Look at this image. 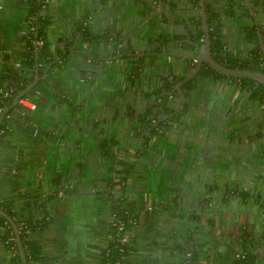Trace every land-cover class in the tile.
<instances>
[{
	"label": "crops",
	"instance_id": "obj_1",
	"mask_svg": "<svg viewBox=\"0 0 264 264\" xmlns=\"http://www.w3.org/2000/svg\"><path fill=\"white\" fill-rule=\"evenodd\" d=\"M61 2L63 5H60ZM64 2L66 3V0H52L51 11L59 13V16L68 13L70 8ZM2 4L0 41L4 48L9 50V58L18 62L30 54V49L25 47L26 35L22 30L28 1L2 0ZM79 7L85 9L84 5ZM231 29L233 30V27ZM61 37L62 33L53 32L52 39L57 42L53 46H59L58 40H62ZM234 37L236 38L237 34ZM7 65L4 66L7 68L9 66ZM40 72H43V68ZM41 82L40 93L35 91L33 99L37 103V108L24 107L26 112L21 113L12 110L2 121L9 127V133L0 135V196L3 203L13 208L12 217L17 224L23 221L40 222L43 218L48 220L46 224L38 225L30 232L31 238L42 244L45 255L43 263L101 264L104 258L103 249L112 239L115 201L117 195L122 193L124 204L136 209L140 214L138 224L133 227V250L129 255L128 264H184L189 254V245L184 239L189 233L181 224L194 228L192 226L197 222L180 223L178 217L186 216L188 212L186 205L193 206L192 209L199 214L203 211L201 220L208 218L209 213L207 215L204 213L206 206L201 211L195 207V200L204 204V200L200 199L196 191L195 197L193 194L185 197L187 202L181 201L182 195L177 197L180 194L177 189L185 182L181 173L178 176L180 185L177 188L175 184V188L172 186L173 181L172 184L169 183L167 174L171 169L165 166L162 169L163 174H157L155 178L145 171L136 174L139 177L137 178L141 179L139 181L141 185L128 187L127 190L118 184L114 186L112 183L102 182L101 185L99 183L95 186L89 185L85 188L89 190L88 192L80 187L76 179L77 173L70 177V170H67L65 181L51 187L50 178L72 160L68 152L62 148L61 142L59 143L60 137L51 139L53 129L66 127L71 113L78 109L72 103L79 100V92L78 89L68 90L66 83H61L53 90L44 79ZM80 85L85 84L80 82ZM7 88L5 86V89ZM94 94L92 93V96ZM83 97L84 95L80 96V99ZM12 101L7 103L10 105ZM71 121L78 126L74 120ZM71 128L74 129L73 126ZM76 128H80L81 135L84 134L80 126ZM189 128L192 129H189L192 134L199 136L196 142L201 146L196 152L198 162H191L193 167L198 164L199 169L194 168L192 169L194 173L191 172L192 177L194 175L200 182L198 187L207 191L218 179L222 182L217 201H212L214 203L212 207L216 204L219 208L220 219L225 226L222 230L237 228L246 220L259 232L264 233L263 201L251 196L248 197L250 203L241 199L236 203L222 200L231 183L252 193H264L262 152L249 145L248 153L243 157L238 154L236 160L234 158L236 154L230 152L229 144L210 141L204 136L203 132L207 128L201 127L196 121L192 122ZM208 130L210 131L209 128ZM235 150L242 153L240 146ZM185 160V165L189 164L190 158L186 157ZM70 164L72 167V163ZM239 177L242 179L238 184L236 179ZM61 189L66 193L65 197L69 196L68 202L62 205L60 201L65 197H61L63 194ZM179 203L183 206L181 207ZM151 204L155 205V208H149ZM4 225L5 222L0 218V264H12L13 251L2 237ZM228 242L226 235L213 237L206 229L196 228L193 232V243L201 254V260L195 264H232L235 253Z\"/></svg>",
	"mask_w": 264,
	"mask_h": 264
},
{
	"label": "flooded vegetation",
	"instance_id": "obj_2",
	"mask_svg": "<svg viewBox=\"0 0 264 264\" xmlns=\"http://www.w3.org/2000/svg\"><path fill=\"white\" fill-rule=\"evenodd\" d=\"M27 1L28 8L30 3L29 0ZM36 1L38 4H41V7L39 8L40 11H42L41 8L43 7V9L52 12L50 8L52 0ZM197 1L198 3H196V0H158L156 8H154L146 0V8L144 10L141 11L140 8L136 9L134 7L137 15L131 12L130 16L131 18H137L136 24H152L147 30L149 33L148 35H151L152 39L148 42L149 37H147V41L144 42V38L135 48L131 47L130 40L135 39L140 31L136 30L135 25H132L133 27L131 29H126L123 32L122 30L118 31V28H116L118 26L108 25V19H106L107 16L105 14L106 12L108 14H112L113 10H107L105 3H101V7H98L97 4H99V1H97V3L93 6V12H89V8L88 12L83 15L84 20L80 18L81 21L71 23L70 27L68 26V32H65L66 34L61 37L62 40H58V48L60 47V49H64L65 46H72L74 49L82 47V42L80 41L83 36L82 31L89 28V30L91 29V31H95L101 35L100 38L102 39L99 40V45L104 44L107 48V58H104L100 52L96 51L97 49H95L94 45L90 47L91 45L89 44L91 53H95L93 56L90 54L87 55L88 59L93 62L98 60L99 66L107 63L105 66H102L106 69V73L101 74V79H99L100 82L94 80L95 84L92 87H87L88 82L85 80L83 81L85 85H78L75 87L68 85L67 89L70 91L78 89V92L80 93H78L79 100L75 103L72 100V105H74L75 108H78L77 111L75 110V113L79 112L81 114L82 111H84V115L89 114L87 119L83 122L82 129L84 133H90L91 125L94 124L96 128L99 123H102V120L106 119L107 114L109 116H113L114 118L116 117L117 120H121V123H123L120 134L121 137L115 138V142H108L107 138L109 137L107 131H104L103 135H99V133L94 129L96 135L92 138L95 141L98 137L100 139V146L95 144V150H92L91 152L96 160L93 165L97 166L98 160L104 161L105 157L111 156V169H114V173H116V178L111 180V183L114 186L118 184L122 186L124 190H127L128 187L141 185V182H139L141 179H138L139 177L136 176V174H140L141 171L136 172L130 170L129 173L126 174L128 171V165H124L127 164L126 158L133 152L139 153L141 150L142 152L144 151V153L150 155V152L146 149L143 150V147L145 146L146 141L149 142L152 139H154V148L158 146V152L161 153L163 147L161 143H157V141L163 139L164 134H161L160 132L162 131V127L166 121L175 125L180 117H185L189 113L191 122L196 121V123L201 127L208 129L212 126V121L217 114L214 110L216 107L214 106L218 104V115L221 119H223V121L226 120V123H231L228 118H230L232 113L235 111L238 112L241 116L240 118L244 119V121L253 120L256 126L261 123V120L257 116V111L264 107V102H262L263 104L260 106L257 102L248 98V94L244 89V80L242 78H233L228 74H226L228 76L214 74V71L211 69L212 67H215L206 59H204L203 62L201 61V58L198 55V49L192 46L183 47V44L187 43L188 39H194L193 33H197L195 28L199 17L201 19L199 20L201 28L204 30L202 6L200 5V0ZM207 1L210 0H206V3ZM213 1L216 2V5H218L217 9L221 11L219 15L220 18H218V20L222 22L221 30L224 33L223 40L225 44L223 51L233 50L239 56H242V58H239L238 60V65L230 68H246L239 65L242 63L243 58H246L247 61L250 59L251 55L249 54V51L252 43L249 40V30L246 29L245 26V22H250L252 23V26L258 29L260 34V47H262L263 58L259 64H255L257 68L249 66L246 69L257 72L263 71L264 9H261V5L258 3L260 1L264 3V0H239L240 2L238 4L239 7L237 9V13L233 15H227V5L224 0ZM136 2L137 0H134L135 5ZM128 3H130V1H128ZM2 7L3 4L1 2L0 8ZM102 12L105 14H101ZM29 15L30 9L27 10L24 17V26L22 27V30L26 35L25 41H27V32L35 28V25H31L29 22ZM208 15L207 22L210 30ZM145 16L147 19L143 20V17ZM96 18L103 19L101 29L94 26L98 25L95 24L97 21ZM194 19L195 21H193ZM112 21L113 19H111L109 24H111ZM39 25H37V27H39ZM232 27L233 30L231 29ZM204 31L205 37H203L199 42V45L203 50L206 48L207 40V32L206 30ZM107 33L111 35L107 36ZM236 34L237 37L235 38L234 36H236ZM162 35L164 37L169 36L170 39L163 43L161 41ZM158 37L160 38L159 42L157 41ZM48 40L49 38L44 34L40 36L39 33H37V36L32 41V44L30 45L29 43L30 54H32L33 57H35L36 52L34 42L37 41L38 43V55L39 58H41V62L44 63L41 64L40 71L41 68H43V70L45 69L46 63L48 64L53 61V58L45 57L47 54L45 46ZM85 47L89 49L88 46ZM209 47L210 54L220 61L215 54H213L211 46ZM160 52L164 53L162 56H158L161 60L159 73H157L158 77L154 80L148 70L145 72L153 79V83L149 85L148 82H145L147 78L144 80L142 77L145 73L140 72V70L145 67L144 60L150 57L155 58L156 56L154 55H157ZM180 63L185 64L187 68L180 70L178 68ZM22 64L21 60L18 61V68H21ZM222 65L224 64L222 63ZM196 69H198V71L189 75ZM6 92H8V94H6ZM92 93H95L94 96H92ZM10 95H13L10 89L4 90V96ZM82 95H84V97L80 99V96ZM28 98L31 102H34L31 97ZM69 101L71 102V99ZM19 103L20 107L32 108L30 106H24L20 100ZM90 107H99L100 109L94 111L89 109ZM0 108L1 111L4 106L0 105ZM80 108H83V110ZM105 108H113V110L108 111ZM137 110L143 112L140 113L138 117L134 118L133 114H135ZM72 115L73 113H71V116ZM238 128L241 129L242 125H239ZM243 129L245 130V127H243ZM245 135L238 137L236 143L242 141L244 138H248L246 137L247 135ZM251 138L247 140L250 141ZM142 142H145V144H142ZM262 142L263 140L260 143ZM113 143L116 146L114 149H110L109 147ZM230 146L231 144L229 145V148ZM232 146L235 149L240 146V144H233ZM191 147L192 144L189 145V149H191ZM255 147L256 151L260 152L261 146L258 147L255 145ZM86 153H89V151L86 150ZM166 153L170 156L161 158L158 163L161 165L162 163L164 164L163 161L169 160L172 167L175 168L174 162L179 159L178 154L176 155V153H173L170 148L166 150ZM117 156L119 157V161L117 162L118 166L115 170L113 164L116 162L115 159ZM139 157L143 158L142 155ZM146 160H148V158H146L145 161ZM85 161L87 162L88 158L85 159ZM133 166L134 165L131 167ZM142 166L144 167V162H142ZM94 173L95 176H92L94 183L92 185L95 186L97 183L101 185L103 181L101 176H104V174H98V172ZM110 174H113V172ZM108 183L110 182L108 181ZM169 183L172 184L173 187L175 184L176 187L173 176L169 178ZM121 196H123L122 193L117 195V197ZM222 200L224 201L223 198ZM0 201H2V197ZM115 212H113V216ZM138 222L139 221H137L135 225H137ZM131 225L130 228L133 232V227L135 225Z\"/></svg>",
	"mask_w": 264,
	"mask_h": 264
},
{
	"label": "water",
	"instance_id": "obj_3",
	"mask_svg": "<svg viewBox=\"0 0 264 264\" xmlns=\"http://www.w3.org/2000/svg\"><path fill=\"white\" fill-rule=\"evenodd\" d=\"M97 1H99V4H97L98 7H101L100 6L101 3H105V7L107 10L108 9L113 10L112 14H108L107 12L106 14L103 12L101 13L107 16L106 19H108L107 20L108 25L118 26L116 28H118V31L122 30V32L126 29H131L133 27L132 25H135L136 30L140 31L137 34V37L135 39L130 40L131 41L130 45L132 48L137 47L138 44H140L144 38H145L143 40L144 42L147 41L146 40L147 37H149L148 42L150 41V39H152L151 35H148L149 33L147 32L149 26H151L152 24L149 23V25H145V24L138 25L136 24L137 18H131L130 16L131 12L137 15L135 8L136 9L140 8L141 11L144 10L146 8L145 7L146 0H137L136 5L134 3V0H75V1L66 0V3L65 2L64 3L68 5V7L70 8V11L64 14L63 16H59L60 15L59 13L50 12L49 10L47 11L46 9H43L42 10L43 12L40 11L41 13L49 14L48 16L49 20L46 24H44L47 30V37L49 38L45 46V48L47 49V54L45 55V57L53 58V61L49 62L48 64L46 63L45 69L43 70L42 73H40V66L41 64H44V63L41 62V58H39V55H38V46H37L38 43L37 41L34 42L35 50H36L35 58L37 60V64L35 65V71H34L35 73L34 79L32 82H30L29 86H27L24 89H21L20 91H18V93H16L10 105L7 103L5 98L0 95V100L4 105V108L0 111V124L4 120V117L7 114H10L12 110H15L19 113L23 111L26 112V109L24 107H20L19 98L20 96L24 94L25 95L31 94L32 90H33V93H32L33 95L35 94V91L40 93L39 85H40L41 79H44L45 82H47L53 90L56 89L59 85H61V83H66L70 86L72 85L75 87V86L80 85V82H83L85 80L88 82L87 87L89 86L92 87L95 84L94 80L99 81V79H101L100 77L101 74L106 73V69L103 68L102 66H105V64L107 63H104L102 64V66H99L98 60L93 62L92 60H89L87 57V55L90 54L91 56H93V54L95 53V52L91 53L90 51L91 48L87 49L85 47V46H88L90 43L91 47L94 45L95 49H97L96 51L100 52L102 57L107 58V54H106L107 48L105 47L104 44L99 45V39H96V37L93 39H90V41L89 40L87 41L82 36L80 40L82 42L81 44L82 47H77L76 49H74V47L72 46L70 47L65 46L64 49H60V47L59 48L55 47L53 46V44H57V42H55L54 39H52V35L54 31H57L58 33H62L64 35L66 34L65 32H68V26L70 27L71 23H76L77 21H81L80 18L84 20L83 15H85V13L88 12L89 8H90L89 12H93V6L97 3ZM128 1H130V3H128ZM157 1L158 0H147V2H149L154 8H156ZM258 4L261 5V9H264V3L262 1H260ZM60 5H63V3L61 2ZM80 5H84L85 9L80 8L79 7ZM200 5L202 6V11H203L202 16H203V21H204V30H206L207 32L206 48L203 50L201 46L197 44L198 55L201 58V61L203 62L204 59L210 61L211 65H213L216 69H218L224 74L236 75V76L246 75L248 77L257 78L261 80L262 82H264V70L261 72H257V71H253V70L246 69V68H230V67L222 65V62L218 61L212 54H210L209 46H210V40H211V33H210L209 25L207 22L208 10H207V5H206V0H200ZM111 19H113V21L111 24H109ZM145 19H147L146 16L143 17V20ZM96 20L97 21L95 24H98V25H94V26L98 27V29H101L102 28L101 24H102L103 19L96 18ZM152 36H153V33H152ZM25 47L30 48L29 42L25 41ZM163 53L164 52H160L157 55H154L156 56L155 58L150 57L144 60L145 67L142 68L140 72L145 73L148 70L150 75L155 80L158 77L157 73H159L160 64H161V60L159 59L158 56H162ZM6 64H8L9 66L10 65L18 66L17 61H14L12 58H9V50L5 49L3 46V43L0 41V76L1 75L5 76V81L4 82L0 81V88L2 89H5V86L7 87L9 85L8 79L10 78L13 79L16 75V72H14L15 67L12 70L10 67L6 68V66H4ZM178 68L180 70L186 69L187 66L183 63H180L178 65ZM196 71H198V69H196L194 72L190 73L189 75L194 74ZM142 77L144 80L145 78H147L145 82H148L149 85L153 83V79L150 76H148L146 73ZM76 80L78 81V83H76ZM214 107H216L214 110L217 112V114L214 117V120L212 121V126L209 128L210 131L206 129L203 132L204 136L207 139H209L210 141L215 140V141L227 143L229 145L231 144L229 150L230 152H233L236 154L234 157L236 160L239 156L243 157L246 152L248 153L247 146L253 145V148L255 147V145H257L258 147L261 146V143H260V141L262 140L261 137L251 139L250 141L247 140L249 137H251L250 136L251 133L255 132L256 131L255 129L258 128L253 120L244 121V119L240 118L241 116L238 114V112L235 111L234 113H232L230 118H228L229 121H231V123H226V120L223 121V119H221L220 116L218 115L219 112L217 111V109L219 105L216 104ZM80 109L83 110V108H80ZM89 109L96 111V110H99L100 108L90 107ZM105 109H107L108 111L113 110V108H105ZM142 112L143 111L137 110L135 114H133V117L134 118L138 117L139 114ZM87 116H89V114L84 115V111H82L81 114L77 112V113H73V115L69 118V120L70 121L74 120V122L77 123V125L82 128L83 122L84 120L87 119ZM70 121L68 122L66 127H55L53 129L54 134L51 139H54L57 136L60 137L59 143L61 142L62 148L66 150L68 152V155L72 158L70 162L72 163V167H71V164L69 163L66 165L64 169H61L57 173H55V175L52 176L50 180L48 178V180L50 181L51 187L52 185H59V183H62L65 181V177L67 175L65 172L67 170H70V173H69L70 177L72 176V174H75V172L77 173L76 179L78 180L80 187H82L83 189L88 188L89 185L94 183L92 180V176H95L94 172L96 173L98 172V174L99 173L104 174V176H101L103 183H108V181H110L111 179H115L116 173H114V169L112 170L111 165H110L112 163L111 156L105 157L104 161L98 160L97 166L93 165V163L96 162V160L93 157L94 155L91 152L92 150H95V146H94L95 144L100 146V139L98 137L95 141L92 138H94L96 135L95 131L98 132L99 135H103L104 131H107L108 137H109L107 138L108 142H112V141L115 142V138L121 137L120 134H121L122 124H123L121 123V120H117L116 117L114 118L113 116H109L107 114L106 119L101 121L102 123H99V125H97L96 128L94 124H92L90 133H84L82 135H81V132L79 131L80 128L77 129L76 127L78 126H76L74 123H72V121L71 122ZM191 125H192V122L190 120L189 113L185 117L184 116L180 117L177 121V124L175 125H173L171 122L166 121V123L162 127V131L160 132L161 134H164L163 139H160L159 141H157V143H161V145H164L162 152L161 153L158 152V148H159L158 146L154 148V139H152L149 142L146 141V144L145 142H142V144H145V146L143 147V150L146 149L147 151H149L150 155H148L147 153H144V151L142 152V150L139 153L133 152L129 157L126 158L127 164H124V165H128V171L126 174H128L130 170L136 171V172L145 171V172L152 174L151 177L155 178L157 174L159 175L160 173L161 175L163 174L162 168H165V166L166 168L169 167L171 171H169L167 175L169 176V178L173 176L175 183H176V188L180 185V183H178L179 174L181 173L183 178H185L184 180L185 182L183 183L184 185H182L181 187H179V189H177L180 191V194L177 195V197L179 198L180 195H182L181 201L187 202V199H185V197L186 196L188 197L190 194H193L195 197L194 191H196L197 195L201 197L200 199L204 200V204L195 200L194 201L195 207L199 211H201V209H204V206H206L207 209L204 212L205 215L209 213V216H212V215L214 216V215L219 214V208L217 207L216 204H215V207H212V205H214L212 201H217V198L219 197V192H220L219 190H220V187L222 186V182H220L218 179L216 182H214L211 185V187L212 186L214 187L212 188L210 187L209 190L204 191L199 188L200 186L198 187V185H200V182L196 178H194V175L192 177V173H191L193 172L192 169L194 168L199 169V168H197L198 164L196 165V167H193L194 165H192L191 162L192 161L193 163L198 162V157H197L196 152L201 146H199L196 142L199 136L192 134L189 130L191 129L189 128V126ZM239 125H242L241 129L238 128ZM72 126L74 127V129L71 128ZM243 127H245V130L243 129ZM113 133H114V137H113ZM216 134H220V136H215ZM242 134L243 135L246 134L247 136L246 135L245 136L248 138L242 139V141L236 143V140L238 139V137L242 136ZM190 144H192L191 149H189ZM233 144H240V150L242 153H239V150L236 151L234 147L232 146ZM115 146L116 145L113 143L110 145L109 148L114 149ZM168 148H170L173 151V153H176V155L178 154L179 159H177L176 162H174L175 168L172 167L169 160L163 161L164 164L162 163L161 165L160 163H158V161L161 158L170 156L169 154L166 153V150ZM86 150L89 151V153H86ZM238 154L240 155L238 156ZM140 155H142L143 158L139 157ZM186 157L190 158V162L189 164L187 163V165H185ZM87 158H88V161L86 162L85 159ZM146 158H148V160L145 161ZM115 161L116 162L113 164V166L115 167V170H116L118 166L117 162L119 161L118 156L116 157ZM142 162H144V167L142 166ZM132 165L134 166L131 167ZM112 172L113 174L111 176H108V174ZM105 174L107 175L105 176ZM241 179L242 178L239 177L238 179H236V182H238L239 184L241 182ZM192 186L195 189H193ZM238 187L239 186L234 185V183H231V185L227 187V190L231 189V192H229L226 195L227 198L224 199V202H227L228 200H230V202L236 203L240 199L242 201H246L247 203L251 202L250 198H244L243 196L235 192V189L236 191H239ZM61 190H62L61 193H63V189ZM86 190L88 189H85V191ZM114 191L116 193L115 188H114ZM258 193H261V192H258ZM65 194L66 193L64 192L61 195V197H65ZM250 194H251L250 195L251 198L252 197L257 198L262 201V198H258L256 196L257 193L250 192ZM68 197L69 196L61 200L60 204L62 205L64 203H67ZM45 201H47V199H45ZM178 201H180V199H178ZM48 202L50 201L48 200ZM180 205L181 207L183 206L182 204ZM186 207L188 210V212H186V216H184L183 218L178 217L180 223L182 221L185 223L197 222V219L191 216L192 212L194 211V209H192L193 206L186 205ZM64 210L66 211V208H64ZM202 213L203 211L200 214ZM0 214L5 216L12 223L15 231L17 232L16 238H17V241L20 247L21 254L24 258L23 264H28V257L25 253V249H24V245H23L22 237H21L22 234H21V231L19 230V225L17 224L16 220L12 217V215H10L7 211L2 209L1 207H0ZM181 227H184L185 230L188 229V227L186 225L183 226V224H181Z\"/></svg>",
	"mask_w": 264,
	"mask_h": 264
},
{
	"label": "trees",
	"instance_id": "obj_4",
	"mask_svg": "<svg viewBox=\"0 0 264 264\" xmlns=\"http://www.w3.org/2000/svg\"><path fill=\"white\" fill-rule=\"evenodd\" d=\"M227 8L226 13L227 15H233L237 13V9L239 7V0H224ZM29 7L30 9V15H29V22L31 25H35L34 29H31L27 32V41L32 44V41L34 38H36L37 33L41 36L44 34L47 36V30L44 26L49 20V14H43L40 12L41 4L37 3L36 0H29ZM196 3L198 1L196 0ZM198 5V4H197ZM208 8V18L210 22V30H211V50L213 54L225 65L228 67H235L238 64L239 58L241 59L242 56L235 53L233 50L229 51H223L224 47V40H223V31L221 30L222 22L218 20L219 15L221 11H219L218 5H216V2L213 0L207 1L206 3ZM43 10V7L41 8ZM199 19L197 20V25L195 30H197V33H193L194 39H188L187 43L183 44V47L192 46L198 49L197 44L201 41L203 37H205V31L201 28ZM195 21V19L193 20ZM40 23L39 27L37 25ZM251 24V25H250ZM246 29L249 30V40L252 43V46L250 48L249 54L250 59L247 61L246 58H243L242 63H240L239 66L248 68L251 66L252 68H257L255 64H259L263 58L262 53V47H260V34L258 32V29H256L254 26H252V23L245 22ZM37 29V31H36ZM83 37L88 41L90 39H93L96 37V39L101 40V35L96 33L95 31H91V29H84L83 31ZM169 34V33H168ZM107 36H110L111 34H106ZM168 37V38H167ZM161 41L163 43L167 42L169 36H161ZM160 38L158 37V42ZM90 44V43H89ZM91 45V44H90ZM88 45V48L89 46ZM91 47V46H90ZM160 47V46H159ZM22 67L19 69V66L10 67L12 70L15 67L16 75L13 78V80L10 78L9 85L7 86V89L0 88V95L5 98L7 102L13 100L14 96L18 91L21 89L26 88L29 86L30 82L33 81L35 76V65L37 64V60L33 55L29 54L26 57H22ZM254 65V66H253ZM9 67V66H8ZM214 74L221 75V76H228L226 74L221 73V71H218L217 69L213 68ZM7 77V76H6ZM230 77L237 78L240 77L244 80L245 84V91L248 94V98L252 101H255L258 103V105L262 106V102H264V82H261L260 80L248 77L246 75H231ZM8 78V77H7ZM5 76H0V81L4 82ZM42 79L40 80V83ZM14 87V90L12 91L13 95L10 96H4V90L12 89ZM33 90L31 91V94H26L25 96L31 97V99H34V95L32 94ZM0 105H3V103L0 100ZM264 107L260 108L257 114L259 119L261 120V123L257 125L258 128H256L255 132L251 133V137L248 139H254L257 137H263L264 138ZM9 133V127L6 125V123L2 122L0 124V135H6ZM262 138L263 142L261 143L260 152H262V155H264V139ZM261 140V141H262ZM260 141V142H261ZM112 180V179H111ZM110 180V183L112 182ZM214 187V186H212ZM211 187V188H212ZM238 190V189H237ZM231 192V189L223 195V199H226V195ZM235 192L243 196L244 198H248L251 194L248 190L245 188H240L239 191ZM256 196L258 198H262V201L264 202V193H257ZM116 212L121 219L126 224V229H118L115 225H112V233L114 234V237H112L110 243L108 246H106L103 249L104 258L101 264H117L119 260L123 261V264H128L129 261V255L131 254V251L133 250V244H132V236L133 232L130 228L131 223H129V218H135L137 221H139L140 214L138 211L134 208L129 207L128 205L124 204L123 198L117 197L116 198ZM0 206L5 211H7L10 215H13V208L7 206L3 201H0ZM118 210V211H117ZM191 216L193 218L197 219V223L195 225H191L194 228L188 227L186 231L189 233L188 237L184 239V241L189 245V254L187 256L186 261H184V264H195L199 263L201 260V254L198 252V250L195 248L193 243V232L196 230V228H204L207 230V233L210 236L216 237L222 234L228 237V244L231 247V249L235 253V259L232 262V264H264V233L259 232L257 229H255L253 226L250 225L246 220L242 221L237 228H232L229 231L228 230H222L225 229V226L222 224V219H220L221 214L212 215L208 218H204L205 220H201V214L197 213V211H193ZM0 218L5 222V229L3 232L2 237L6 240L8 246H10V249H12V256H13V262L12 264H23L24 258L21 254L20 247L17 241V232L15 231L12 223L2 214H0ZM47 219L43 218L40 220V222H34V221H23L19 225V230L22 234V242L24 245L25 253L28 257V264H44V258L45 255L43 254L42 250V244L33 238H31V229H34L38 225H43L47 223ZM202 221V222H201ZM200 223V224H199ZM133 226V224L131 225ZM221 233V234H220ZM229 233V235L227 234ZM125 234H129V239L127 241L122 240V236ZM223 237V236H222ZM226 240V238H224ZM227 241V240H226Z\"/></svg>",
	"mask_w": 264,
	"mask_h": 264
},
{
	"label": "built area",
	"instance_id": "obj_5",
	"mask_svg": "<svg viewBox=\"0 0 264 264\" xmlns=\"http://www.w3.org/2000/svg\"><path fill=\"white\" fill-rule=\"evenodd\" d=\"M1 2L2 0H0V7H1ZM14 88L10 89L11 91H13ZM6 94H8V92H6ZM21 101L22 104H24V106H30L32 108H37V104L34 103V102H31L29 100L28 97H26L25 95H22L19 99ZM1 109V108H0ZM0 199H1V196H0ZM149 208H155V205L151 204L148 206ZM118 211V210H117ZM129 223L135 225L137 223V220L135 218H129ZM112 225H115L118 229H126V224L125 222L123 221V219H121V217H119L117 215V212L114 213V216L112 218ZM112 237H114V234L112 235ZM129 239V234H125L122 236V240L123 241H127ZM117 264H123V261L122 260H119L117 262Z\"/></svg>",
	"mask_w": 264,
	"mask_h": 264
}]
</instances>
